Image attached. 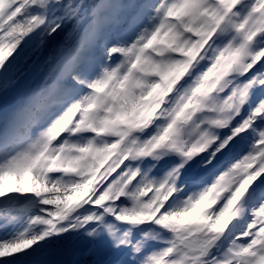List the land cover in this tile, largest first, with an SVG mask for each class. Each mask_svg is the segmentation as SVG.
<instances>
[{"label": "snow or ice", "instance_id": "6c2138e0", "mask_svg": "<svg viewBox=\"0 0 264 264\" xmlns=\"http://www.w3.org/2000/svg\"><path fill=\"white\" fill-rule=\"evenodd\" d=\"M0 264H264V0H0Z\"/></svg>", "mask_w": 264, "mask_h": 264}]
</instances>
